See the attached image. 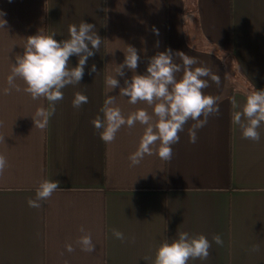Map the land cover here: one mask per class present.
<instances>
[{
  "label": "crops",
  "instance_id": "crops-1",
  "mask_svg": "<svg viewBox=\"0 0 264 264\" xmlns=\"http://www.w3.org/2000/svg\"><path fill=\"white\" fill-rule=\"evenodd\" d=\"M0 12L7 21L0 28V154L8 162L0 175V264H153L159 245L179 232L223 240L222 246L212 242L206 260L188 264H264V124L254 142L232 122L246 96L264 89V0H0ZM81 21L95 25L100 51L89 57L80 84L62 90L42 131L31 116L49 102L33 100L20 79L21 90L5 95L7 76L28 36L55 33L61 41ZM128 45L141 57L137 74L170 48L221 78L203 90L220 97L219 115L197 131L196 143L188 137L194 121L185 124L170 161L152 155L131 166L143 126L122 127L105 144L92 124L107 95H119L105 80L123 63ZM218 48L230 53V63ZM77 63L70 57L71 67ZM93 64L97 72L89 74ZM124 71L116 77L121 87L132 76ZM76 93L88 98L79 109L72 105ZM117 105L125 116L152 111L125 97ZM43 179L59 181L60 189L41 207H29ZM81 227L92 236V253L75 243ZM113 229L126 240L116 239ZM66 244L75 250L67 252ZM254 245L259 251H251Z\"/></svg>",
  "mask_w": 264,
  "mask_h": 264
},
{
  "label": "clouds",
  "instance_id": "clouds-1",
  "mask_svg": "<svg viewBox=\"0 0 264 264\" xmlns=\"http://www.w3.org/2000/svg\"><path fill=\"white\" fill-rule=\"evenodd\" d=\"M4 15L0 12L2 29H6L7 24ZM68 31L69 38L61 41L53 38L55 33L46 35L38 31L36 35L28 36L22 47L23 52L16 54L15 62H12L7 76L8 87L3 89L5 95L13 89L20 91L16 83L20 79L25 85L23 91L33 100L46 99L49 102L47 108L41 106L31 116L34 126L42 131L48 127L50 117L55 112V104L63 99L62 90L69 85L80 84L89 57L101 48L102 38L97 34L95 25L81 21L78 26L70 25ZM124 53L123 63L117 65L115 75L106 77L105 83L110 91L119 88L118 96L127 98L129 104L145 103L152 111L149 113L147 109L139 108L125 116L117 105L118 96L107 95L100 109L102 115L93 119L92 124L105 144L112 143L122 127L132 128L137 123L143 126L138 146L128 157L131 166L139 165L145 156L152 155L170 161L173 156L172 145L179 143V133L184 131L185 124L194 121L188 129V137L190 143H196L197 131L206 126L210 116L219 115L220 97L205 94L203 90L209 87V80L219 86L221 78L208 67H193L197 64L194 56L184 52L173 54L170 48L150 57L146 72L137 74L136 69L141 60L137 49L128 45ZM72 56L78 58L75 67L69 64ZM177 56L180 63L176 62ZM125 68L132 72V76L130 80L125 78L124 86L121 87L116 77H124ZM96 72L93 64L89 74ZM177 74L182 75L178 78ZM87 102L85 95L76 93L72 105L79 109ZM232 103L236 106L235 100ZM232 122L241 129L242 138L259 142L258 129L264 124V89L257 91L254 88L246 96L243 106L232 114ZM4 138L0 136V142H4ZM7 167L6 157L0 154V175L4 174ZM58 189L59 181L43 179L36 188L35 199L28 200V206L41 207L40 202L47 201ZM80 232L82 235L75 243L84 252H94L91 234L84 227L80 228ZM112 235L122 242L126 240L124 233L119 230L113 229ZM212 242L223 245L220 235H214ZM212 242L202 234L179 232L175 239H166L159 245L153 264H188L189 260H206ZM65 249L69 253L75 250L72 244H66ZM251 251H259V245H254Z\"/></svg>",
  "mask_w": 264,
  "mask_h": 264
},
{
  "label": "rangeland",
  "instance_id": "rangeland-1",
  "mask_svg": "<svg viewBox=\"0 0 264 264\" xmlns=\"http://www.w3.org/2000/svg\"><path fill=\"white\" fill-rule=\"evenodd\" d=\"M229 54H230V53L225 52V51H222L221 49L218 48V56L220 57V59H221L222 61H224L223 58H226V59H227V62L230 63L231 56H230Z\"/></svg>",
  "mask_w": 264,
  "mask_h": 264
},
{
  "label": "trees",
  "instance_id": "trees-1",
  "mask_svg": "<svg viewBox=\"0 0 264 264\" xmlns=\"http://www.w3.org/2000/svg\"><path fill=\"white\" fill-rule=\"evenodd\" d=\"M235 91V89L232 90V93Z\"/></svg>",
  "mask_w": 264,
  "mask_h": 264
}]
</instances>
